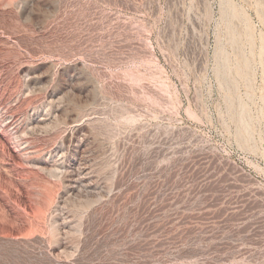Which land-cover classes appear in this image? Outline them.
Instances as JSON below:
<instances>
[{
    "label": "rangeland",
    "instance_id": "rangeland-1",
    "mask_svg": "<svg viewBox=\"0 0 264 264\" xmlns=\"http://www.w3.org/2000/svg\"><path fill=\"white\" fill-rule=\"evenodd\" d=\"M0 264H264V0H0Z\"/></svg>",
    "mask_w": 264,
    "mask_h": 264
}]
</instances>
